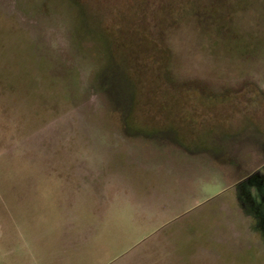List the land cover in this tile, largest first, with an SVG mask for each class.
<instances>
[{
  "label": "rangeland",
  "instance_id": "374dc122",
  "mask_svg": "<svg viewBox=\"0 0 264 264\" xmlns=\"http://www.w3.org/2000/svg\"><path fill=\"white\" fill-rule=\"evenodd\" d=\"M90 1L104 26H132L170 59L136 48L132 132V108L100 90L102 49L74 35L76 9L0 0V264H264L225 164L227 153L243 172L264 163V46L211 50V31L186 15L162 34L169 0ZM126 5L131 22L119 20ZM234 17L249 41L264 36V1ZM216 143L223 154L208 160Z\"/></svg>",
  "mask_w": 264,
  "mask_h": 264
},
{
  "label": "trees",
  "instance_id": "16d2710c",
  "mask_svg": "<svg viewBox=\"0 0 264 264\" xmlns=\"http://www.w3.org/2000/svg\"><path fill=\"white\" fill-rule=\"evenodd\" d=\"M63 1L69 3L76 9V19H74V21L77 20L78 27L76 24L75 29H77V31L74 30V35L77 32V35H80L82 39H94L97 44H95L94 48L102 49L106 65L101 70L102 74L99 81L100 90L108 95L113 102L122 103L126 110L130 107L132 108V113L128 116L126 115L124 118L126 124L125 128L132 132L135 131L132 130L134 129L133 126L135 122L133 117L134 111L141 103V100H139L142 94L140 84L143 80L137 76L134 77L132 68H129L130 64L138 67L135 63V59L141 54L138 53L136 48H139V50L143 49L150 55L151 59L153 56H158L161 59L168 60L170 56L167 49L159 48L157 41L152 40L146 34L140 35L139 32L138 35L137 29L133 32L132 26L122 27L120 32L116 29H112V27L104 26V23L92 14L90 0ZM250 1L251 0H169L167 6H163L158 10L157 24L162 34H164L167 28L166 25H168L172 19L176 20L180 16L186 15L190 18H194L200 23L202 29L208 28L207 31L213 32H210L212 38L210 37V42L208 43L211 50L215 51L222 47L226 52L235 56L241 53H253L259 50L261 45L264 46V36H261L260 39L258 36H255L254 33H251L250 37L251 35H253V37H249L252 39V41H249L247 37L241 35L242 32L238 31L237 28L235 29L236 22L234 17L235 13L248 8ZM260 1L262 2L264 0ZM133 11L132 7L128 5L125 7V11H122L123 13L118 14L119 20L123 22L125 15L127 20L131 22L128 13H132H129L131 17L137 15L136 11ZM246 34L247 33H245V35ZM143 43H150L151 46H145ZM78 44L80 50H82L80 47L81 42ZM161 64H163V61ZM166 65L167 62L165 61L162 66ZM186 83L188 85L190 82ZM188 86L191 88L193 87L192 85ZM187 91L188 90L184 89L183 93ZM192 91L198 90L192 88ZM230 96H232V93L226 92L223 95H218L214 100L219 102L226 101L230 99ZM143 128H141L142 131L138 129V127L135 129L143 132L145 135H149L148 129L144 131ZM156 130L152 131V133ZM166 132L167 130H157L155 133L163 135L166 134Z\"/></svg>",
  "mask_w": 264,
  "mask_h": 264
},
{
  "label": "flooded vegetation",
  "instance_id": "af4514ba",
  "mask_svg": "<svg viewBox=\"0 0 264 264\" xmlns=\"http://www.w3.org/2000/svg\"><path fill=\"white\" fill-rule=\"evenodd\" d=\"M215 141L216 139H213L210 142V146H213L215 144ZM218 144L219 143H216V145ZM214 148L215 150L212 153H210L209 151V153L204 152V154L207 155L203 156L208 160H219V158L223 154L220 153L221 151H219L221 145H218ZM227 154L231 155L226 158L225 164L228 163L227 165L231 166L230 168H234V171H232L233 178L230 177L234 181L232 180L230 182V186H234L237 189V200H239L246 211L252 210L254 212V216H252L253 219L255 218L253 224L261 230L260 235L264 237V171L262 170V168L264 167V163L257 166L256 168H253L251 171L243 172V164L237 165L236 159H234L232 156L234 155V153ZM211 165L213 166V164Z\"/></svg>",
  "mask_w": 264,
  "mask_h": 264
}]
</instances>
